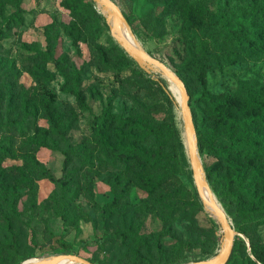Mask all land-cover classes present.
Listing matches in <instances>:
<instances>
[{
    "label": "rangeland",
    "instance_id": "1",
    "mask_svg": "<svg viewBox=\"0 0 264 264\" xmlns=\"http://www.w3.org/2000/svg\"><path fill=\"white\" fill-rule=\"evenodd\" d=\"M113 1L135 21L131 28L143 48L176 73L181 71L189 82L191 108L208 138L214 139L217 123L212 104L198 102L204 93L211 92L223 106V116L228 118L224 122L229 123L246 111L244 103L235 100L242 82L264 91V47L260 45L264 0H203L214 21L221 22L215 43L206 38L212 33L205 15L194 17L169 0ZM229 32L239 33L244 50L247 46L261 49L249 59L241 47L225 39ZM63 73L80 74L82 101L72 93ZM154 77L161 75L144 72L113 38L93 0H0V124L22 125L16 132L1 135L12 139L14 149L11 157L0 160V180L16 193L19 203L11 217L13 230L0 219V238H15L12 252L0 264L64 254L62 243L72 246L67 253L97 264H150L128 253L130 242L154 238V234H160L163 243L186 242L182 235L188 233L191 214L197 224L191 249L182 261L172 264L206 260L219 253L223 233L197 193L178 105L175 99L174 103L167 100ZM110 106L113 113L141 121L145 127L152 121L162 127L154 146L163 154L162 171L156 174L163 185L154 194L150 188L154 174L138 173L141 185L128 194L119 212L127 204L143 206L129 212L126 220L111 204L129 176L114 188L120 171L108 170L109 158L103 153L97 156L90 144L93 125ZM199 150L211 189L229 214L208 179L212 149L199 145ZM23 174L30 176L29 181ZM176 203L187 207L184 216L174 212ZM135 215L137 221L132 223ZM229 216L237 232L236 264H247L249 256L254 259L252 242L264 255V217L254 212L239 219L245 235Z\"/></svg>",
    "mask_w": 264,
    "mask_h": 264
},
{
    "label": "trees",
    "instance_id": "2",
    "mask_svg": "<svg viewBox=\"0 0 264 264\" xmlns=\"http://www.w3.org/2000/svg\"><path fill=\"white\" fill-rule=\"evenodd\" d=\"M149 1L157 2L164 0ZM169 3L173 7L194 13V17L205 15L208 20L207 30L212 33L206 38L212 43L216 42L219 36L216 30H220L221 22L219 23L218 20L214 21L210 8L204 4L203 0L200 2L197 0H169ZM192 8L196 10L193 11ZM124 15L130 26L136 25L129 15L126 13ZM195 27L200 26L195 24ZM201 32L203 33L204 31L201 30ZM238 34V32H229V36L225 39L230 45L241 47L243 54L252 59L261 48L259 50L257 48L251 50L249 49L250 46H247L248 49L244 50L242 38L237 36ZM255 42H257V39ZM260 45L264 47V42L260 43ZM177 74L185 82L192 100L193 94L189 82L183 77L181 71H178ZM63 76L66 78L72 93L78 100L82 101L83 97L80 95V74L75 73L70 77L63 73ZM156 84L159 90L166 95L167 100L170 103H174V100L167 93L165 82L161 79L160 81H156ZM235 100L242 101L246 111L243 115L239 114L229 119V123L224 122L228 118L223 116V106L215 102L211 92L204 93L198 100L199 103H211L213 106V120L217 123L214 139L208 138L206 129L200 126L198 113L194 109L192 110L200 147L206 145L212 149L213 161L207 168L208 179L222 199L229 214L236 221L238 231L246 235L247 232L243 225L239 223V219L247 218L254 212H257V215H261L259 218L264 217V91L256 89L255 84L242 82ZM19 128L22 129V125L16 121L0 124V137L4 134L16 132ZM161 129V125L154 124V121L150 123V127L148 128L141 121L136 122L131 118H125L113 113L111 106L104 109L103 114L97 118L92 127L91 150L93 149L97 156L103 153L109 158L106 166L108 170L120 171L114 188L121 185V180L124 176H129L128 179L130 180L125 182L124 189L121 190L120 194L114 193L115 198L111 204V208L116 210L118 215L125 220L129 212L135 209L139 210L143 206L141 205L136 208V206H129L127 204L124 205L126 206L125 211L119 212V209L123 206V202L127 200L128 194L137 185H141V181L138 180V173L154 174V184H150L151 191H154V194L158 193L163 185L164 180L158 181L156 175L162 171L159 167L164 163L161 158L163 154L154 146V141L159 138ZM223 130H225V134H223ZM175 140L178 143V138L175 137ZM178 144L180 147L182 146L181 143ZM13 149L14 143L11 138L7 136L0 138V160L11 157ZM36 169H38L37 165ZM17 170L19 172L21 169L17 168ZM35 173H37V170H34L33 174ZM23 179L29 181L30 176L28 178L27 175L23 174ZM4 186L5 183L0 180V219H4L5 224L9 225L11 231L15 228V221L11 217H14V214L17 213V204L19 202L17 201L18 196L16 193H12L9 188H5ZM168 201L173 202L171 199ZM179 205L180 203L175 204L177 208H175L174 212L184 216L187 207ZM180 211H183V213ZM137 217V215L132 216L131 222L134 223ZM188 221V233L182 235V238L187 239L186 242L180 239L175 240L173 244L163 243V238L160 234H154V238L138 241L132 240L128 253L132 254L136 260L145 259L150 264L179 263L182 261V257L186 254V251H190V245L193 243L195 237L193 229L197 224L192 214L188 218ZM13 240L15 241L14 237ZM13 240L0 238V261L12 252L14 248ZM62 246L64 247V254L72 249V246L69 244L62 243ZM236 255L237 244L234 246L233 254L228 264H236ZM252 255L254 259L249 256L247 264H264V255L253 242ZM88 260L96 263L94 259Z\"/></svg>",
    "mask_w": 264,
    "mask_h": 264
},
{
    "label": "water",
    "instance_id": "3",
    "mask_svg": "<svg viewBox=\"0 0 264 264\" xmlns=\"http://www.w3.org/2000/svg\"><path fill=\"white\" fill-rule=\"evenodd\" d=\"M99 6L101 11H107L104 15L110 28L113 38L123 48V50L138 64V66L150 76H155L156 73L161 75V78L154 77L156 81L166 77L174 83L180 90V101L176 102L179 111L182 114L183 128L188 143L187 157L191 164L193 178L197 193L204 204L205 208L216 218L223 233V243L219 253L206 260H198L186 264H228L234 250L237 232L235 226L221 203H217L214 199V192L207 180L206 173L203 169L199 141L194 122V117L191 108V96L188 88L181 77L165 62L150 55L143 47L132 43L121 32L122 23L129 25L123 11L113 0H93ZM112 19V22L110 20ZM131 27V26H130ZM132 29V28H131ZM167 83V81H166ZM167 93L174 100V96L170 88L165 87ZM206 186L210 195L206 196L202 188ZM214 194V195H213ZM216 196V195H215ZM217 198V197H216ZM97 264L87 258L76 254H60L52 257L41 258L31 264Z\"/></svg>",
    "mask_w": 264,
    "mask_h": 264
},
{
    "label": "bare ground",
    "instance_id": "4",
    "mask_svg": "<svg viewBox=\"0 0 264 264\" xmlns=\"http://www.w3.org/2000/svg\"><path fill=\"white\" fill-rule=\"evenodd\" d=\"M100 10H101V9H100ZM102 14H103V15H107L108 12L102 10ZM110 22H112V19L110 20ZM121 32H122V34H123L128 40H130L132 43L138 45L139 47H143L142 44H141V42H140V40L137 38V35L134 34V32L132 31V29H131V27H130L129 25H126V24L122 23V25H121ZM166 81H167V83H168V86H169V88H170V91L172 92V94H173L175 100H176L177 102H179V101H180V90L178 89V87H177L174 83H172V82L170 81L169 78L166 77ZM178 122H179V127H180V129L182 130V141H183V144H184V147H185V152L187 153L188 143H187V139H186V135H185V130H184V128H183L182 114H181V112H180L179 110H178ZM202 191H203V193H204L206 196H209V195H210V193H209V191H208V189H207L206 186H204V187L202 188ZM213 195H214V194H213ZM214 199L216 200L217 203H220V202L218 201V199L216 198L215 195H214ZM222 236H223V235H222ZM39 260H40V259H31V260H28V261L24 262L23 264H31V263H33V262H35V261H39ZM70 264H73V263H70Z\"/></svg>",
    "mask_w": 264,
    "mask_h": 264
}]
</instances>
